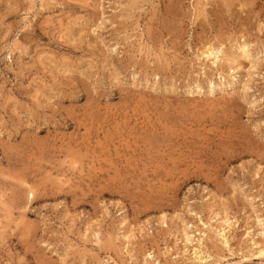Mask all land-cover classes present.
Listing matches in <instances>:
<instances>
[{
  "label": "rangeland",
  "instance_id": "obj_1",
  "mask_svg": "<svg viewBox=\"0 0 264 264\" xmlns=\"http://www.w3.org/2000/svg\"><path fill=\"white\" fill-rule=\"evenodd\" d=\"M263 233L264 0H0V264H264Z\"/></svg>",
  "mask_w": 264,
  "mask_h": 264
},
{
  "label": "bare ground",
  "instance_id": "obj_2",
  "mask_svg": "<svg viewBox=\"0 0 264 264\" xmlns=\"http://www.w3.org/2000/svg\"><path fill=\"white\" fill-rule=\"evenodd\" d=\"M248 48V47H247ZM246 49V48H245ZM205 53V52H204ZM220 54H221V52H219V51H214V50H209L206 54H204V56H205V58H206V60L207 61H212L213 62V65L214 66H219L220 64H221V62H222V59L220 58L221 56H220ZM223 54V53H222ZM203 56V57H204ZM217 68V67H216ZM235 70V69H234ZM233 85V84H232ZM231 85V86H232ZM215 85H211V91L213 92L214 91V89H215ZM219 90V89H218ZM227 222V221H226ZM226 225H229V223L227 222L226 223ZM225 227V226H224ZM231 226L229 225L228 227H226V228H224V230L223 229H221L220 231H222L223 230V234H221L220 236H224V239H225V234H226V230H227V228H230ZM183 234V233H182ZM264 234V233H263ZM205 235V234H204ZM186 237H187V235H185ZM259 236V235H258ZM193 237V236H192ZM127 238V237H126ZM201 239V238H200ZM255 240V239H254ZM193 241H192V239H190V237L188 236V239H187V243H192ZM201 243V242H200ZM258 245V244H257ZM202 246V245H201ZM262 247V246H261ZM203 248V247H202ZM264 248V247H263ZM188 250V249H187ZM202 250V249H201ZM198 251V250H197ZM261 251V250H260ZM264 251V250H263ZM263 251H261V252H263ZM195 254H197L196 252H195ZM198 255V254H197ZM262 255V254H261ZM206 257V256H205ZM152 258V257H151ZM196 259H198L199 261H202V258L201 257H199V256H196L195 257ZM158 263V262H157ZM158 264H160V263H158ZM162 264V263H161Z\"/></svg>",
  "mask_w": 264,
  "mask_h": 264
}]
</instances>
